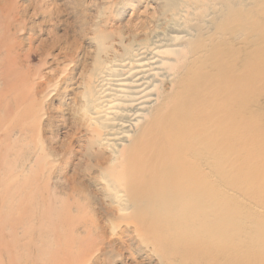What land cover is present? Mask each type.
I'll return each instance as SVG.
<instances>
[{
	"label": "rangeland",
	"instance_id": "374dc122",
	"mask_svg": "<svg viewBox=\"0 0 264 264\" xmlns=\"http://www.w3.org/2000/svg\"><path fill=\"white\" fill-rule=\"evenodd\" d=\"M163 4L0 0V264H120L108 259L113 255L109 247L100 253L95 244L98 235L120 244L115 234L124 229L110 222L109 207L102 202L99 165L109 153L92 144L89 124H79L78 117L85 113L89 73L98 63L121 59L128 46L149 35L151 26L163 24L168 14ZM259 11L250 18L256 32L264 35V13ZM240 38L209 46L210 55L195 57L204 58L190 74L177 78L183 88L177 89L180 94L172 97L169 110L183 101L189 115L194 110L198 116L212 117L218 105L225 114L236 113L242 102L236 99L231 105L230 99L238 94L247 104L260 99L258 111L264 114V43L251 46ZM220 69L242 78L237 87L228 88L235 93L221 87L229 75L223 80ZM235 120L239 122L240 115ZM259 124H249L251 136L238 139L232 155L239 185L253 175L254 187L263 183L259 173L264 172V121ZM241 145L247 146L248 155ZM139 256V264H154L145 253Z\"/></svg>",
	"mask_w": 264,
	"mask_h": 264
},
{
	"label": "bare ground",
	"instance_id": "6f19581e",
	"mask_svg": "<svg viewBox=\"0 0 264 264\" xmlns=\"http://www.w3.org/2000/svg\"><path fill=\"white\" fill-rule=\"evenodd\" d=\"M162 1L168 12L163 24L151 26L149 35L144 31L121 59L98 63L89 73L91 81L86 77V120L81 113L83 123L78 121L89 124L92 144L109 153L99 165L101 200L109 207L110 222L124 225L119 233L115 229L120 244L96 237L98 252L109 247L108 259L120 264H139L141 253L154 264H264V172L260 187H254L256 175L239 185L232 160L238 139L251 136L249 124L261 127L264 121L260 99L247 104L236 94L230 99L231 105L242 102L236 113L225 114L218 105L212 117L184 113L183 101L169 110L183 88L176 80L191 73L202 58L196 56L237 36L248 45L264 43L250 18L264 13V0ZM220 72L223 80L229 75L220 84L226 89L242 80ZM241 146L248 155L247 146Z\"/></svg>",
	"mask_w": 264,
	"mask_h": 264
}]
</instances>
